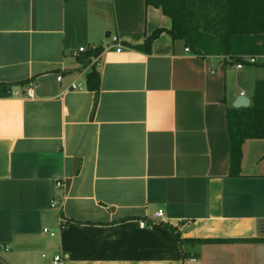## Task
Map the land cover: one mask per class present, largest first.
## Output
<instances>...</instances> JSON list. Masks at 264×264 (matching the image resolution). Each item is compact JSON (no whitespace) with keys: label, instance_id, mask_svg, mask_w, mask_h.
<instances>
[{"label":"crops","instance_id":"crops-1","mask_svg":"<svg viewBox=\"0 0 264 264\" xmlns=\"http://www.w3.org/2000/svg\"><path fill=\"white\" fill-rule=\"evenodd\" d=\"M170 27L145 0H0V82L24 81L0 96V264H264V138L230 162L226 126L245 65Z\"/></svg>","mask_w":264,"mask_h":264},{"label":"trees","instance_id":"trees-1","mask_svg":"<svg viewBox=\"0 0 264 264\" xmlns=\"http://www.w3.org/2000/svg\"><path fill=\"white\" fill-rule=\"evenodd\" d=\"M160 8L171 20L168 30L173 39L183 40L191 52L200 55H222L227 63L264 67V0H145ZM160 29L153 31L143 47L150 50ZM103 50L101 45L84 51L81 61L88 64ZM245 57H256L249 62ZM99 72L92 68L85 75L86 87L96 91ZM17 83L0 82V96L12 94ZM226 126L230 162L238 163L241 145L248 138H264V77L255 81L250 104L226 108ZM192 242L204 239H188ZM209 240V239H206Z\"/></svg>","mask_w":264,"mask_h":264},{"label":"built area","instance_id":"built-area-1","mask_svg":"<svg viewBox=\"0 0 264 264\" xmlns=\"http://www.w3.org/2000/svg\"><path fill=\"white\" fill-rule=\"evenodd\" d=\"M111 41L113 43H116V45H117L116 50L117 51H120L121 50V45L119 44V38H118V36L117 35H113L111 37ZM186 50H188L187 47H186ZM81 51H84V47H79V49L77 50V52H81ZM77 52H75V53H77ZM256 59H257L256 57H245V60H248L249 62H254V61H256ZM236 66L239 68V67H242L243 64L239 62V63H236ZM61 78H62L61 75H59L57 77L58 80H61ZM81 87H82V84H80V83H74V82H72L70 84V86H69L70 89H80ZM56 185L58 187H60L62 185L61 181H56ZM163 215H164V211H163L162 208H159L154 213V217L157 218V219L158 218H162ZM145 224L146 223L144 221H141L140 222V226L141 227L145 226ZM7 249H8V246L7 245L0 243V257H1V252L3 250H7ZM67 257H68V254L65 253V252L56 253V254H54L52 256L51 264H63L64 260L67 259Z\"/></svg>","mask_w":264,"mask_h":264},{"label":"rangeland","instance_id":"rangeland-1","mask_svg":"<svg viewBox=\"0 0 264 264\" xmlns=\"http://www.w3.org/2000/svg\"><path fill=\"white\" fill-rule=\"evenodd\" d=\"M85 1V0H80ZM260 61H264V57H259ZM232 71L231 77L234 75H240L243 76V79L241 80L242 86L245 87L246 92L248 93L250 88L254 86V83L257 79L264 77V68L262 66H255L252 64H247L243 67L241 70H236L234 67L229 68ZM233 71H236L233 72Z\"/></svg>","mask_w":264,"mask_h":264},{"label":"water","instance_id":"water-1","mask_svg":"<svg viewBox=\"0 0 264 264\" xmlns=\"http://www.w3.org/2000/svg\"><path fill=\"white\" fill-rule=\"evenodd\" d=\"M233 107H246L249 105V98L245 95H238L233 102ZM51 189L54 191V181L51 184Z\"/></svg>","mask_w":264,"mask_h":264}]
</instances>
